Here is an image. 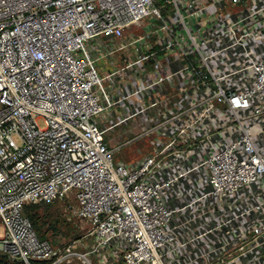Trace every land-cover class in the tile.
<instances>
[{"label":"built area","instance_id":"2783aa9c","mask_svg":"<svg viewBox=\"0 0 264 264\" xmlns=\"http://www.w3.org/2000/svg\"><path fill=\"white\" fill-rule=\"evenodd\" d=\"M56 200L62 245L23 212ZM0 254L264 264V0H0Z\"/></svg>","mask_w":264,"mask_h":264},{"label":"rangeland","instance_id":"374dc122","mask_svg":"<svg viewBox=\"0 0 264 264\" xmlns=\"http://www.w3.org/2000/svg\"><path fill=\"white\" fill-rule=\"evenodd\" d=\"M121 60L118 56H112L109 58H100L95 62V68L99 75H104L114 70L117 66L121 64ZM42 126V122H39ZM149 144L147 140L141 139L136 141L135 143L122 147L119 151H115L113 154L114 161H122V162H134L143 154H147L150 152L151 148H149ZM54 205L49 211H52L54 208H57L60 213V224L58 225V230L47 231L45 233V238L52 241L56 245H62L68 243L73 240V235L77 234L78 228L80 229L79 221L71 216V213L68 208V202L64 201H56L52 203ZM66 220V223L62 221V219ZM78 225V226H76ZM75 226V228H74ZM77 231V232H76Z\"/></svg>","mask_w":264,"mask_h":264},{"label":"trees","instance_id":"16d2710c","mask_svg":"<svg viewBox=\"0 0 264 264\" xmlns=\"http://www.w3.org/2000/svg\"><path fill=\"white\" fill-rule=\"evenodd\" d=\"M59 201V200H56ZM50 202V203H30L24 206L23 212L24 215L28 217V219L31 221L33 228L35 229L38 237L40 239H46L45 233L47 231H54L58 230V225L60 224L61 218L60 213L57 211V208H54L52 211H49L54 205H51L52 203L56 202ZM63 201V200H62ZM63 222L66 223L65 218L62 219ZM78 226V225H76ZM75 228V226H74ZM77 234L73 235V239H77L81 236L82 231L77 229ZM53 245L52 241L48 240ZM0 264H24L20 261H12L8 259L5 255L0 254Z\"/></svg>","mask_w":264,"mask_h":264}]
</instances>
